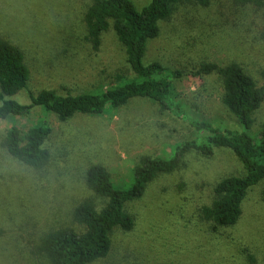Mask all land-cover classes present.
<instances>
[{"label": "rangeland", "instance_id": "1", "mask_svg": "<svg viewBox=\"0 0 264 264\" xmlns=\"http://www.w3.org/2000/svg\"><path fill=\"white\" fill-rule=\"evenodd\" d=\"M132 1L138 10L150 2ZM91 2L0 0V37L19 47L30 71L27 90L9 99L29 105V93L47 89L76 95L113 84V76L126 68L124 50L111 29L97 52L84 40L83 15ZM159 27L143 63L158 62L177 74L171 79L175 99L193 118L254 136L264 103L246 131L222 105L219 77L205 74L202 66L236 62L258 86L264 85V8L238 7L230 0L208 8L188 2ZM42 118L52 127L46 179L0 147V264H40L30 253L32 242L91 196L84 183L90 164L105 166L115 182L129 186L130 170L141 155H170L176 144L198 138L181 119L144 100L67 122L35 108L27 117L1 122L0 131L13 125L26 130ZM184 163L149 183L142 198L125 206L134 228L116 231L110 254L95 264H264V181L248 191L237 225L212 235L199 209L212 202L216 182L243 175L242 166L225 149L210 158L190 153ZM243 247L253 260L241 253Z\"/></svg>", "mask_w": 264, "mask_h": 264}, {"label": "trees", "instance_id": "2", "mask_svg": "<svg viewBox=\"0 0 264 264\" xmlns=\"http://www.w3.org/2000/svg\"><path fill=\"white\" fill-rule=\"evenodd\" d=\"M215 1L150 0L138 10L132 0H92L83 15L84 40L97 52L103 34L111 29L124 50L126 68L113 76L114 82L109 87L76 95L45 89L35 95L29 93V105L9 99L27 90L30 71L19 47L0 37V123L11 117H27L35 108L67 122L77 115L99 116L126 107L132 101L144 100L172 113L198 136L176 144L170 155L162 151L155 156L141 155L130 170L129 186L115 182L105 166L90 164L84 173V183L91 196L77 202L64 221L33 240L30 253L40 264H95L107 258L114 233H128L134 228V219L125 206L142 198L148 184L156 178L182 169L190 153L210 158L215 150L225 149L241 164L243 175L216 182L212 202L199 209V217L212 235L237 225L248 191L264 181V118L254 136L248 132L223 131L195 119L175 99L172 80L177 74L167 72L158 62L143 63L148 42L160 34L159 23L168 21L178 5L189 2L208 8ZM230 1L238 7L264 8V0ZM202 67L205 74L215 73L219 77L222 105L248 131L254 123V113L264 103V85L258 86L236 62ZM51 134L52 127L45 118L26 130L13 125L0 131V147L12 159L39 174L40 179H46L45 171L52 160L46 147ZM241 253L253 260L247 248L243 247Z\"/></svg>", "mask_w": 264, "mask_h": 264}]
</instances>
